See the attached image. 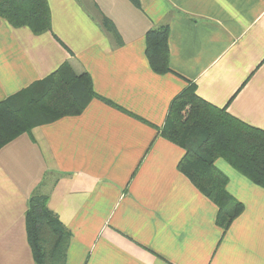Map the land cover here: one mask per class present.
<instances>
[{
    "label": "crops",
    "instance_id": "crops-1",
    "mask_svg": "<svg viewBox=\"0 0 264 264\" xmlns=\"http://www.w3.org/2000/svg\"><path fill=\"white\" fill-rule=\"evenodd\" d=\"M47 2L50 32L0 19V102L67 64L113 106L93 100L0 149V264H35L25 213L37 188L70 235L65 264H264V190L216 160L243 207L222 231L216 207L177 170L184 151L160 136L189 85L264 131V0ZM158 27L169 31L165 75L145 56Z\"/></svg>",
    "mask_w": 264,
    "mask_h": 264
},
{
    "label": "trees",
    "instance_id": "trees-1",
    "mask_svg": "<svg viewBox=\"0 0 264 264\" xmlns=\"http://www.w3.org/2000/svg\"><path fill=\"white\" fill-rule=\"evenodd\" d=\"M140 8L138 0H129ZM0 19L13 28H27L33 35L51 30L47 0H0ZM102 28L117 45L119 36L110 21L101 18ZM166 27L149 30L144 38L145 56L156 75L171 73ZM93 100L87 74L76 75L67 64L44 80L0 102V149L40 126L81 115ZM160 136L184 151L177 170L217 210L215 223L226 231L243 207L226 191L228 178L214 165L222 159L233 170L264 190V131L230 116L199 98L189 85L170 103ZM48 197L39 188L29 199L25 229L35 264H65L69 233L47 208Z\"/></svg>",
    "mask_w": 264,
    "mask_h": 264
},
{
    "label": "rangeland",
    "instance_id": "rangeland-1",
    "mask_svg": "<svg viewBox=\"0 0 264 264\" xmlns=\"http://www.w3.org/2000/svg\"><path fill=\"white\" fill-rule=\"evenodd\" d=\"M220 161H222V162H223V160H222V159H220Z\"/></svg>",
    "mask_w": 264,
    "mask_h": 264
}]
</instances>
